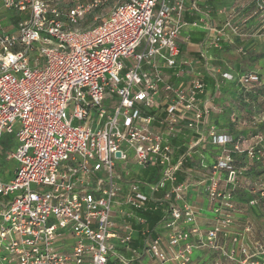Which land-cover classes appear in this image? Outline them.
<instances>
[{
    "label": "built area",
    "instance_id": "2783aa9c",
    "mask_svg": "<svg viewBox=\"0 0 264 264\" xmlns=\"http://www.w3.org/2000/svg\"><path fill=\"white\" fill-rule=\"evenodd\" d=\"M110 1L0 0V137L14 138L6 159L18 162L0 180V264H191L195 250L264 264V240L237 248L251 227L233 230L235 154L257 158L258 141L243 149L214 122L233 75L213 53L240 32L233 15L217 21L206 0ZM254 8L264 16V0ZM89 15L98 21L81 27ZM185 27L203 32L198 57ZM192 185L210 228L187 201ZM254 189L248 204L264 203V180Z\"/></svg>",
    "mask_w": 264,
    "mask_h": 264
},
{
    "label": "rangeland",
    "instance_id": "374dc122",
    "mask_svg": "<svg viewBox=\"0 0 264 264\" xmlns=\"http://www.w3.org/2000/svg\"><path fill=\"white\" fill-rule=\"evenodd\" d=\"M116 0H111L110 4H113ZM214 5H223L221 10L228 11L234 17V21L238 24L240 32L233 39L234 43H226L223 49L224 56V68H226L233 75L232 79H225L223 82V100L225 117L224 122L226 129L232 130L233 124L239 123L237 127V134L241 143V148H246L248 145L254 144L258 141L259 153L257 158H250L245 152H241L240 158V177L249 185L252 184L254 188V181L261 174H264L262 160L264 156V85L258 84L256 86H248L243 84L237 79V76L242 74V68H246L249 71L257 72L261 74L264 81V16L253 15L254 6L256 0H211ZM108 6L100 8L95 11L97 16H102L108 11ZM94 15V16H96ZM91 15L87 17V20H83L81 27L92 25V23L98 21V19H92ZM95 20V21H94ZM198 57V55H193ZM237 59L240 60L237 64ZM238 67V71H236ZM241 68V69H240ZM246 72V71H245ZM233 100H236L238 107L235 108V104H232ZM263 102V103H262ZM238 110V120L231 121V115ZM74 125L77 123L74 122ZM11 141L12 137L8 134H3L0 137V180L9 179L14 175V170L18 165L15 159H6L8 153L14 150V145L6 147L4 143ZM244 145V146H243ZM132 155V150H130ZM213 158L209 153L206 154L204 163H212ZM136 169L138 166L133 165ZM241 179V178H240ZM242 180V179H241ZM192 194L195 195L197 191L196 185L190 186ZM194 200L189 199V203ZM264 210V204H263ZM169 263V262H168Z\"/></svg>",
    "mask_w": 264,
    "mask_h": 264
},
{
    "label": "crops",
    "instance_id": "0c3cea01",
    "mask_svg": "<svg viewBox=\"0 0 264 264\" xmlns=\"http://www.w3.org/2000/svg\"><path fill=\"white\" fill-rule=\"evenodd\" d=\"M209 4L212 6L214 18L217 21H222L223 16L219 13V10L222 8L223 5L219 6L218 4L217 5H214L213 3H209ZM185 16L189 17L188 15H185ZM191 31H193V30H190L187 27H185L184 30L182 31V36H187V34L190 33ZM200 41L193 42V41L189 40L187 43H183V48H185L186 51H188L191 56L197 55V51L199 49L198 44ZM226 43H232V42H224V44H226ZM222 57L224 59V56H222ZM222 63L224 64L223 60H222ZM226 65L227 64H225V67H227ZM216 103L219 106H221L222 110H224L223 97L221 100L216 99ZM235 103H236V100H233L232 104H235ZM237 103L235 104V108L238 107ZM234 112L236 113V120H235V122H236L238 120L237 118H239L238 110L235 109ZM224 117H225V115H224ZM224 117H223L222 113L217 115V119L221 123L220 127L223 130V132L225 134H229L233 138L239 137V135L237 134L238 133L237 129H239V127H237V126L239 123H232L234 125L232 130L226 129V127L222 126L224 123L223 122ZM13 140H14V138H13ZM13 144H15V141H13ZM263 150H264V147H263ZM262 156H264V154ZM240 158H241L240 154H235L234 164L237 167V169L239 170V172L241 173V170L239 169L240 168V166H239ZM262 165H263V169H264V158L262 160ZM240 173H239V178H238V185L233 187V189H234V198H233L234 200L233 201H234L235 206H236V209L234 212L233 230L241 231V228L244 225H249L251 227V230L248 233V235H246V238H244V240L240 239L238 241L237 248H239V246L242 244H246L252 250L253 244H255L256 242L264 240V210H263V204L264 203H263V201H261L259 199L254 204H248V201L252 198H255V199L258 198L257 192L254 188H255V185L257 184V182L264 180V174H261L259 176V178L257 179V181L253 182V183H255L254 188H253V186H251L252 184L248 185L244 181L242 176L240 177ZM3 180H6V179H3ZM196 187H197V191H196L195 195L192 194L191 189L188 190L187 201L189 202V199L194 200L191 204L197 210V221H198L199 225L202 228H210L215 223L214 213L211 210V204H210L207 196L201 191V188H200L201 186L197 185ZM229 239H230L229 236H226L223 238L226 245H230ZM235 256L237 258H239L240 255H239V253H237ZM259 259H261V257ZM191 260H192L191 264H235L232 261H228V260L224 259L223 257H221L217 253H209V252H204V251H199V250H195L192 253ZM166 264H177V263L172 261V262H169Z\"/></svg>",
    "mask_w": 264,
    "mask_h": 264
},
{
    "label": "trees",
    "instance_id": "16d2710c",
    "mask_svg": "<svg viewBox=\"0 0 264 264\" xmlns=\"http://www.w3.org/2000/svg\"><path fill=\"white\" fill-rule=\"evenodd\" d=\"M206 2L209 4V3H212V1L211 0H206ZM186 19H188V20H190V18H192V17H185ZM188 36H189V40H191V41H193V42H195V41H200V40H202V38H203V32H201V31H191L190 33H188L187 34ZM234 42H232V44H233ZM226 46H225V44H223L222 45V49L221 50H218V51H214V55L215 56H217L218 58H220V60H221V62H222V60L224 61V59H223V49L225 48ZM237 64L239 63V61L240 60H238L237 59ZM225 62V61H224ZM227 69V68H226ZM237 70L236 71H238L239 69H238V67L236 68ZM241 69V68H240ZM245 71L246 72H250L248 69H246V68H242V73H245ZM260 77H261V85H264V81H263V78H262V76H261V74H258ZM206 80L208 81V84H207V87L209 88V90L211 91L212 90V82H211V78L209 77V76H206ZM222 97H223V84H222V86H221V90H220V94H219V97L217 98V100L219 99V100H221L222 99ZM222 115H223V117H224V115H225V110H222ZM214 122L215 123H217V124H219V125H221V123L219 122V120L217 119V117H215V119H214ZM224 122V121H223ZM226 125H227V123L225 124V122L223 123V127H226ZM231 125H232V123H231ZM11 136V135H10ZM12 137V136H11ZM13 137H12V142L11 141H8V142H6V143H4V145L6 144V147H8V146H10V145H13ZM147 174V170H145L144 171V175H146ZM144 175H143V178H144ZM149 179H151V178H149ZM143 180V179H142ZM142 215L143 216H145L146 218H148V220H149V224L150 225H152V223H154L155 221H156V219H158V217H159V213H157V214H150V213H142Z\"/></svg>",
    "mask_w": 264,
    "mask_h": 264
},
{
    "label": "water",
    "instance_id": "95a60500",
    "mask_svg": "<svg viewBox=\"0 0 264 264\" xmlns=\"http://www.w3.org/2000/svg\"><path fill=\"white\" fill-rule=\"evenodd\" d=\"M116 155L118 156L119 155V152H117Z\"/></svg>",
    "mask_w": 264,
    "mask_h": 264
}]
</instances>
